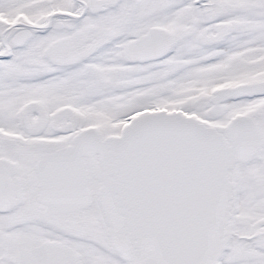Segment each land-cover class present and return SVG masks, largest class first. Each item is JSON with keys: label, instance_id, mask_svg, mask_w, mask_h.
Masks as SVG:
<instances>
[{"label": "snow or ice", "instance_id": "6c2138e0", "mask_svg": "<svg viewBox=\"0 0 264 264\" xmlns=\"http://www.w3.org/2000/svg\"><path fill=\"white\" fill-rule=\"evenodd\" d=\"M0 264H264V0H0Z\"/></svg>", "mask_w": 264, "mask_h": 264}]
</instances>
